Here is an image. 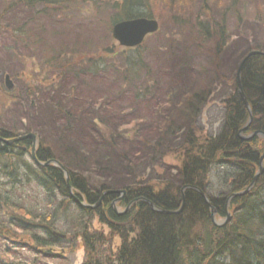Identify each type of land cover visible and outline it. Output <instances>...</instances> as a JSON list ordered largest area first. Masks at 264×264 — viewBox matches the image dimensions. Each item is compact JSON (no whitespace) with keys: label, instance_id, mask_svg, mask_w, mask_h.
<instances>
[{"label":"trees","instance_id":"1","mask_svg":"<svg viewBox=\"0 0 264 264\" xmlns=\"http://www.w3.org/2000/svg\"><path fill=\"white\" fill-rule=\"evenodd\" d=\"M0 2L3 3L0 7L2 16L16 2L24 3L30 9L32 3L38 0ZM41 2L45 3V0ZM110 4L114 10L112 24L122 19L150 17L146 2L142 0H112ZM24 24L25 22L20 23L13 28L19 35L25 31L23 39H35L36 35L27 33ZM219 26L220 43L217 45L214 64L219 62L218 51L225 52L227 41L223 26ZM260 44L261 41L256 42L254 48L264 50L260 48ZM140 56L135 54L125 58L126 75L123 79L132 88L136 87L132 84L139 71L143 70L144 76L149 75V68ZM219 68L220 65L214 68L216 80L226 85L230 80L232 86L229 85L224 92L227 97L223 100L224 111L218 130L207 133L203 138L196 122L201 111L200 105L206 103L207 95L212 90L208 86L201 88L194 85L192 91L182 87H175L174 91L170 88L168 95L163 97L164 102H167L166 112L159 113L149 122L134 121L131 127L123 131L113 126L110 140L103 141L101 149L89 147V150L100 151L94 156L95 160L85 157L90 152L76 149L73 143L75 139L72 140L73 136L77 138L76 143H83L87 133L91 134L94 129L88 127L87 130L72 131L67 105L60 114L56 112L60 117L54 116L56 121L63 120L62 116L65 118V131L62 130V134L66 144L62 154L54 153L50 145L44 147L40 144L41 140H37L36 152L39 158L56 159L63 165L68 172V183L78 198L96 203L101 191L107 186L103 182L90 189L85 173L91 171L100 178L103 175L99 171L101 170L105 172L107 183L115 181L119 184L116 189L125 190L123 201L118 204L125 206L137 199L122 214H116L110 205L114 195H105L94 210L78 206L68 194L64 175L59 167L52 163L41 167L25 158L26 149L30 147L29 139L21 140L14 148L0 142V159H9L0 167V186L6 187L5 192H0L1 236L9 238L11 234V238H14L11 231L19 230L23 233V238L40 247L56 246L67 253L75 249L79 240L85 252L81 264H264V159L263 171L253 187L245 194L228 201L227 210L232 217L221 227L212 224L204 198L193 188L184 189V205L178 213H159L153 211L147 203L148 200L159 208L176 210L181 200L180 187L191 184L204 191L217 214L225 217L227 196L246 188L256 172L263 139L259 135L249 139H242L237 135V131L246 123L248 111L237 91L234 75L228 79ZM102 71L108 73L110 70L106 68ZM81 75L82 72L74 73L73 78L84 85L85 78ZM241 84L253 117L243 135L254 130L264 132L263 56L252 55L245 60L241 70ZM176 92L180 94L176 95ZM64 93L59 94L57 101L65 100ZM125 93L129 94L127 88L120 90V96ZM130 94L137 96L132 90ZM177 96L179 99L177 98L176 104L170 107ZM82 98L84 97H72V100ZM160 101L163 100L156 99V108ZM92 102L93 91L84 104L88 107ZM72 108L70 105V109ZM84 110L80 109L77 115H82L83 112H89L87 114L90 115V108ZM181 117H184L186 124L180 122ZM43 123L44 120L40 121L38 126L28 122L21 130L37 134L39 131L43 132L42 128H47L44 125L46 123ZM180 125H184L186 130H181ZM0 135L6 136L7 133L0 130ZM96 135H100L99 130ZM142 138L144 142L140 143ZM70 141H73L71 145L68 143ZM169 151H175L181 156L180 164L174 168L173 173L162 159ZM158 166L161 172L157 171ZM154 167L157 173L153 172ZM214 167L220 168L221 173L217 179L226 187L219 190L217 195L209 192L205 182L206 176ZM24 182H32L40 188L42 194L35 197L21 195L16 191L17 184L23 185ZM94 216L107 226L109 234L120 238L114 251L110 246L105 254L101 250L106 247L110 237L92 230L91 220ZM53 231L64 236L54 235Z\"/></svg>","mask_w":264,"mask_h":264},{"label":"rangeland","instance_id":"2","mask_svg":"<svg viewBox=\"0 0 264 264\" xmlns=\"http://www.w3.org/2000/svg\"><path fill=\"white\" fill-rule=\"evenodd\" d=\"M41 1L44 0L32 3L30 9L24 3L16 2L0 16V121L7 129L22 133V127L28 122L39 126L38 123L44 120L47 128H42L43 132L39 131L36 138L44 147L50 145L54 153L62 154L66 144L62 134L65 118L62 116L61 121L54 119L66 105L72 131L79 132L88 127L94 129L91 134L87 133L83 143H76L77 138L72 136L75 142L70 141L69 145L73 142L76 149L89 151L84 156L95 160L102 142L110 140L113 126L123 131L134 121L147 123L159 113L166 112L167 102L163 97L175 87L192 91L194 85H199L212 90L206 103L200 105L196 123L202 138L207 133H215L224 111L223 100L227 97L224 92L230 85V80L227 85L216 80L213 75L215 66L220 65L219 71L228 79L234 75L235 83L237 66L248 49L257 50L254 46L258 41L262 42L260 48L264 49V0H142L146 2L150 17L157 21L158 30L147 35L137 48L122 47L113 39L112 0ZM2 5L0 2V7ZM23 21L25 30L36 35L35 39H23L25 31L19 35L14 30L13 27ZM219 25L223 26L227 41L225 52L218 51L219 62L214 64L220 43ZM135 54L141 55L143 63L149 68V75L144 76V71H139L132 84L136 87L132 88L123 76L126 75L125 58ZM106 68L110 70L108 73L102 71ZM78 72H82L86 84H79L78 79L73 78V74ZM4 74H8L13 82L11 91L4 87ZM121 87L127 88L129 94L120 96ZM130 90L137 96L133 97ZM92 91L93 102L87 107L84 103L91 97ZM62 93L66 94L65 100L57 101ZM75 96L84 98L72 100ZM157 98L163 101L156 108ZM177 98L179 96L168 105L173 107ZM89 108L90 115L87 114L89 112L77 115L80 109L85 111ZM17 119L18 122L15 121ZM180 122L186 124L184 117L180 118ZM97 130L100 131L99 136L96 135ZM181 130H186V127L181 126ZM141 142H144L143 138ZM89 147L99 148L89 150ZM174 152L169 151L162 157L172 173L181 161V156ZM25 158L29 160L28 156ZM4 163L5 159H1L0 167ZM159 167L157 171L161 172ZM155 169L153 172L157 173ZM99 171L103 173L100 178L91 171L85 173L90 189L104 182L107 189L120 190L116 189L119 184L115 181L107 183L105 172ZM219 171L220 168H211L206 176L205 182L212 195L226 188L217 179ZM1 179L5 180L4 177ZM17 186L16 191L21 195L35 197L42 194L32 182ZM5 188L0 186V192H5ZM123 207L118 204L117 210ZM91 228L110 237L106 247L101 248L104 254L109 246L113 251L117 248L120 238L109 234L107 226L100 223L96 216L91 220ZM11 233L14 235L11 240L18 241L6 243L3 241L6 237L0 234V264H81L85 257L79 240L69 253L56 247L49 254L46 248L23 238L19 230Z\"/></svg>","mask_w":264,"mask_h":264},{"label":"water","instance_id":"3","mask_svg":"<svg viewBox=\"0 0 264 264\" xmlns=\"http://www.w3.org/2000/svg\"><path fill=\"white\" fill-rule=\"evenodd\" d=\"M157 28H158V23H157V21L155 19L150 18V17L139 16V17H134V18H129V19H122V20H119V21L115 22L112 25V27H111V35H112L113 39H115L118 42V44L120 46H123V47H135V46H138V45H140L142 43L144 37L147 34H150V33L155 32L157 30ZM256 54H262V55H264V52L259 51V50H251V51H249L243 57V59L240 61V63L237 66L236 72H235V81H236L237 90H238V93H239L240 98L242 99V101H243V103L246 106V109L248 111V121L245 123V125L241 129L238 130V136L239 137H241L240 134L244 130L247 129V127L249 126V123H250V121L252 119V112L250 110L249 103H248V101L246 99L245 93H244V91L242 89V86H241V77H240L241 76V70H242V67H243V64H244L245 60L249 56L256 55ZM4 85L8 89L13 88V82L10 79V77H9L8 74H6L4 76ZM257 134H260V135H262L264 137V132H262L260 130H257V131L252 132L250 135L243 136L241 138L242 139H248V138H251L252 136L257 135ZM26 138H29L30 139V147H31V153H32L31 155H32V157H34V151H36V146H37V140H36V136H35L34 133H27L26 135H20V136H17L16 138H14L13 140L14 141L24 140ZM3 142L7 143L9 141H3ZM263 157H264V149H263V151H262V153L260 155V158H259V167H258V170L253 175L250 183L246 186V189L244 191L232 192V193H230L227 196V198L225 200V205H224V209H225V212H226V216H225V218L223 220H218V219L214 218L215 217L214 216L215 215V209L211 205L210 199L207 197V195L204 193V191H202L200 188H198L196 186H192V185H186L185 187H182L180 191L182 193L183 192V189L186 188V187H190V188L195 189L204 198V201H205L206 205L210 209V219H211V222L216 227H221L224 224H226L228 222V220H229L228 219L229 218V214H228L229 212L227 211V203H228V201L232 197L245 194L246 192H248L253 187V185L256 182V179L260 176V174L263 171V166L261 164ZM49 163H53V164L57 165L62 170L63 175H64V179H65V182H66V186H67V190H68L69 196L71 198H73L75 200V202L78 205H80L81 207H86V208L92 209L93 207L97 206L100 203V200L102 199V197L104 195H107V193H109V194L110 193L111 194L112 193H124V190L108 189L105 192H102L100 198L98 199V201L95 204L89 205L88 203H85V202L81 201L72 192L71 186L68 183V172H67V170L64 169L63 165L60 162H58L57 160H55V159H50V160L46 161L45 164L48 165ZM182 199H183V197H182ZM133 201L134 200H132V201H130L128 203V205L125 207L124 211L127 210L128 206ZM147 203L149 204L150 208L153 211H156V212H159V213H165V214L178 213L180 211V209H181V207H180V208H178L176 210H165V209H162V208L157 207L154 203H152V202H150L148 200H147ZM113 204H114V202H112V205ZM113 209L115 210L114 207H113ZM118 214H120V213H118ZM57 235L58 236H63V235L58 234V233H57Z\"/></svg>","mask_w":264,"mask_h":264},{"label":"bare ground","instance_id":"4","mask_svg":"<svg viewBox=\"0 0 264 264\" xmlns=\"http://www.w3.org/2000/svg\"><path fill=\"white\" fill-rule=\"evenodd\" d=\"M151 18V17H150ZM259 51H262V52H264V50H260L259 49ZM256 55H261V56H263L264 57V55H262V54H256ZM243 59V58H242ZM6 74H4L3 75V83H4V76H5ZM241 77V76H240ZM241 86H242V84H241ZM4 87H5V85H4ZM236 88H237V86H236ZM5 89L6 90H8V91H11L12 90V88L11 89H8V88H6L5 87ZM242 89H243V87H242ZM238 91V90H237ZM8 118L10 119V116H8ZM252 120H253V117H252V119H251V121H250V123H249V125L252 123ZM16 122H18L19 120L17 119V120H15ZM246 121H248V117H247V120ZM13 123V122H12ZM245 125V124H244ZM243 125V126H244ZM242 126V127H243ZM241 127V128H242ZM240 128V129H241ZM0 130H3V131H5L6 133H7V135L6 136H1L0 135V142H3V141H9V142H7V143H5V142H3V143H5V144H7V145H10V146H12L13 148L16 146L15 144H17V143H19L21 140H17V141H14L13 139L14 138H16L17 136H20V135H26L27 134V132H23L22 130V133H18L19 131H16V132H14V131H11V130H9V129H7V127H6V125L3 123V122H1L0 121ZM254 131H257V130H254ZM254 131H252V132H254ZM28 133H33V132H28ZM35 134V136L38 134H36V133H34ZM237 135H238V131H237ZM240 136L241 137H243V136H247V135H243V133H241L240 134ZM254 136H256V135H254ZM37 137V136H36ZM240 137V138H241ZM253 137V136H252ZM26 139H29V138H26ZM249 139V138H248ZM30 140V139H29ZM263 149H264V147H263ZM263 149H262V151H263ZM32 153H31V147H28L27 149H26V152H25V157L26 156H28V159L29 160H31V161H33L36 165H39V166H41V167H45V166H47L45 163H46V161H48V160H50V159H47V160H41L40 158H39V156L37 155V152L36 151H34V157H32V155H31ZM2 154H1V151H0V156H1ZM261 155V154H260ZM35 158V159H34ZM259 158H260V156H259ZM2 159H5V162H7V160H9V159H6V158H2ZM263 159H264V157H263ZM263 159H262V162H261V164H262V166H263ZM1 160V159H0ZM37 162H36V161ZM50 164V163H49ZM48 164V165H49ZM258 167H259V160H258ZM65 169V168H64ZM66 170V169H65ZM257 170H258V168H257ZM257 170H256V172H257ZM255 172V173H256ZM254 173V174H255ZM257 180V179H256ZM186 185H191V184H185V185H182L181 187H180V190H181V188L182 187H185ZM192 186H194V185H192ZM186 188H190V187H186ZM186 188H184V189H186ZM199 188V187H198ZM184 189H183V192H184ZM246 188L244 187L243 189H241V190H239V191H244ZM106 190H108L107 188L106 189H103L102 191H101V194H102V192H105ZM181 192V191H180ZM183 192L182 193H180V196H181V200H180V202H179V208L181 207V209H182V207H183V205H184V195H183ZM101 194H100V196H101ZM206 194V193H205ZM107 195H114V196H118L119 194L118 193H107ZM100 196H99V198H100ZM105 196V195H104ZM103 196V197H104ZM102 197V198H103ZM182 197H183V199H182ZM208 197V196H207ZM98 198V199H99ZM102 200V199H101ZM101 200H100V202H101ZM134 201L135 200H137V199H133ZM87 200H85V202H86ZM98 201V200H97ZM96 201V202H97ZM89 205H93V204H95V203H89V202H87ZM212 205V204H211ZM213 206V205H212ZM208 207V206H207ZM97 208V206H95V207H93L92 209L94 210V209H96ZM180 209V210H181ZM215 209V208H214ZM208 210H209V219H210V209H209V207H208ZM229 214V220L231 219V217H232V214H231V212H229L228 213ZM215 217L214 218H222V217H220L218 214H217V211H216V209H215V215H214ZM225 216H226V213H225ZM218 219V220H219ZM228 220V221H229ZM210 221H211V219H210ZM213 224V223H212ZM57 233L58 234H61V233H59V232H57V231H53V234L54 235H57ZM61 235H63V234H61ZM58 236V235H57ZM64 236V235H63ZM63 236H59V237H63ZM1 237V236H0ZM4 240L3 241H5L6 243H9V241H15V240H18V239H13V240H11L12 238H3ZM2 241V240H1ZM38 247H40L39 245H37ZM83 247V246H82ZM40 248H46L47 249V251L49 252V254L51 253V250H53V248H56V246H49V247H40ZM83 249H84V247H83Z\"/></svg>","mask_w":264,"mask_h":264},{"label":"flooded vegetation","instance_id":"5","mask_svg":"<svg viewBox=\"0 0 264 264\" xmlns=\"http://www.w3.org/2000/svg\"><path fill=\"white\" fill-rule=\"evenodd\" d=\"M119 195L118 196H114L113 198H112V200H111V202H110V205L112 204V202L113 201H115V203L117 204V203H121V201H123V197H124V195H125V191H124V193H118ZM128 204V203H127ZM126 204V205H127Z\"/></svg>","mask_w":264,"mask_h":264}]
</instances>
